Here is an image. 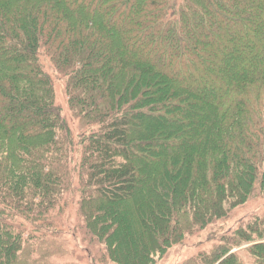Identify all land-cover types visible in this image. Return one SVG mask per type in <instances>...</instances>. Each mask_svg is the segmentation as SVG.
Returning <instances> with one entry per match:
<instances>
[{"label":"trees","instance_id":"trees-1","mask_svg":"<svg viewBox=\"0 0 264 264\" xmlns=\"http://www.w3.org/2000/svg\"><path fill=\"white\" fill-rule=\"evenodd\" d=\"M72 187L114 264L264 198V0H0V264L81 263ZM178 264H264V213Z\"/></svg>","mask_w":264,"mask_h":264},{"label":"rangeland","instance_id":"rangeland-1","mask_svg":"<svg viewBox=\"0 0 264 264\" xmlns=\"http://www.w3.org/2000/svg\"><path fill=\"white\" fill-rule=\"evenodd\" d=\"M44 68L52 76L54 81V88L56 93V103L62 108L63 114L70 116V109L67 104V96L65 93V84L61 76L53 69L48 59L43 58ZM76 177L74 176V184L76 183ZM77 191L74 187L67 193L66 205L59 210L60 220L69 223L70 229H64L68 238L67 245L70 249V253L64 255L63 259H71L78 255L80 264H114L113 261H101L94 257L90 259L89 256L85 258V254L88 251L92 255H97V248L92 247L90 242L84 238V231L82 229L80 219L77 216ZM264 213V198L258 194L252 196L246 204L241 205L232 210L230 216L226 219L219 220L215 224H212L204 231L194 234L187 238L183 243L173 245L163 259H159L157 264H178L187 259L188 257L196 254L202 248H209L213 243L218 240L220 234L233 230L240 223L247 220L253 214ZM75 236V237H73ZM131 245L129 244V248ZM85 253V254H84ZM84 256V257H83ZM62 259V258H60Z\"/></svg>","mask_w":264,"mask_h":264}]
</instances>
